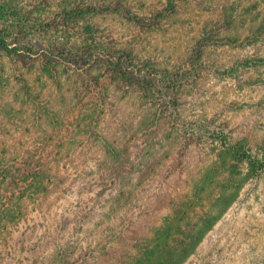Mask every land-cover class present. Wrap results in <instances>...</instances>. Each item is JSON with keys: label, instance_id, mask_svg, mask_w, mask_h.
Returning a JSON list of instances; mask_svg holds the SVG:
<instances>
[{"label": "rangeland", "instance_id": "1", "mask_svg": "<svg viewBox=\"0 0 264 264\" xmlns=\"http://www.w3.org/2000/svg\"><path fill=\"white\" fill-rule=\"evenodd\" d=\"M6 1L9 10L21 16L0 18V32L9 43L0 46V81H9L0 86L7 101L0 109V152L45 150V155L53 154L47 161L55 164L56 173L50 192L26 201L23 220L9 228L10 236L5 233L0 264H129L139 253L137 240L164 224V217L192 195L203 168L216 159L218 144L202 133L188 136L195 121H212L233 141L262 152L264 33L252 44L244 39L264 19V0H173L174 15L155 21L149 11L165 7L169 0H122L130 14L104 12L90 20L98 37L89 40L98 43L93 50L117 58L132 50L140 66L121 77L107 64L90 70L101 76L99 87L107 94L100 130L122 149L127 147V153L122 150L123 173L118 163L108 160L105 148L93 142L75 146L70 156L61 150L59 160L54 155L57 141L72 130L48 144L51 127L42 133L33 106L21 107L19 98L13 100L20 85L17 76L39 86L47 59L62 66L75 55L87 52V59L96 53L82 49L84 39L77 43L59 31L64 0ZM136 14H146L144 23ZM69 27L74 33L78 25L72 22ZM146 59L150 69L143 67ZM165 67L180 76L166 82L170 89L162 91L156 77ZM141 68L157 80L151 88L138 81ZM95 95L93 91L84 101ZM240 167L246 172L244 164ZM219 190L216 187L211 197ZM61 251L67 254L62 261ZM184 264H264V173L245 183Z\"/></svg>", "mask_w": 264, "mask_h": 264}, {"label": "trees", "instance_id": "2", "mask_svg": "<svg viewBox=\"0 0 264 264\" xmlns=\"http://www.w3.org/2000/svg\"><path fill=\"white\" fill-rule=\"evenodd\" d=\"M7 4L6 0H0V18L10 16V13L16 17L20 15L18 12L10 11ZM59 6L61 8L58 13L59 31L62 35H71V38L74 36L77 43L80 40L83 43L84 39L85 45L81 46L85 49L84 51L93 50L95 43L98 44L89 41L90 39L95 41L98 38L96 28L90 20L104 12L113 13L125 10L127 14L131 13V9L126 7L122 0H64V3H60ZM175 10V3L169 0L165 7L154 8L147 13L155 21L162 17L171 18ZM143 16L136 14L134 18L144 23ZM72 22L78 25L74 33H70L69 26ZM263 33L264 19H261L256 28L250 29L244 42L252 44L259 40ZM199 44L201 45L200 41ZM1 45L6 47L9 43L0 32ZM14 47L19 50L17 46ZM75 47L73 44L71 48ZM93 51L96 54L90 53L87 59H85L87 55L85 52L86 54L75 55V60L62 66L59 65V61L47 59L38 76L39 86L32 82L29 83L23 76H17L20 85L14 89L12 97L14 101L19 98L18 104L21 107L33 106L36 125L42 133H47L46 127H51L54 134L48 138L50 140L48 144H51L55 136L61 132L66 133L65 131L72 130V134L69 136L65 134L61 136V140L57 141L59 149L54 155L60 157L59 160L62 158L61 150L66 151V155L70 156L75 146L84 142H93L92 144L102 145L105 148L106 154L109 155L108 160L113 161L114 164L118 163L123 173L125 163L122 150L127 153V147L124 146L122 149L120 147L122 144H115L100 130L101 118L106 111L107 94L103 93L99 87L101 76L90 73V70L107 64L121 77L132 73L131 71H134L136 66L140 67L136 62L138 57L133 56L132 50L122 53L118 58L114 55L103 56V52ZM126 60L129 63L125 65ZM148 61L147 59L143 61V67L148 66L149 68L150 62ZM247 63L248 61H245V64ZM138 72V81L141 85L151 88L154 81H157L153 79L150 71L141 68ZM179 76L180 74H172L171 69L165 67L156 78L163 91L165 88L170 89V84L166 82L175 81ZM73 77L76 78L73 79ZM70 79H73L75 83L70 82ZM8 82L5 80L6 84H2L0 81V86L8 85ZM93 91L96 97L93 100L84 101L86 96ZM4 98L5 95L0 94L1 110L5 109L7 103ZM212 123L205 119L195 121L191 123L196 127L195 130L189 129L187 134L194 138L202 133L204 137L218 144L216 159L203 168L202 176L194 180L192 195L178 203L173 211L164 217V224L153 228L151 236L137 240L136 247L139 253L130 259L129 264H184L236 201L245 183L264 173V145L260 153L243 141H233L225 128L215 129ZM5 153V151L0 152V242L4 236L6 237L5 233L10 236V227L23 220L26 214L25 202L36 201L42 194L50 192L54 183L52 182L55 178L54 173H56L53 170L55 164L47 161L50 157L53 158V154L45 155V150L40 154L28 150L16 155ZM242 164L246 166V172L241 170ZM136 184L141 185V183ZM216 187L220 188L219 194L211 197ZM123 192L122 189L119 194ZM113 200L116 202V198ZM140 241L141 243H138ZM58 255L62 257L61 261L67 257V254L62 251Z\"/></svg>", "mask_w": 264, "mask_h": 264}]
</instances>
